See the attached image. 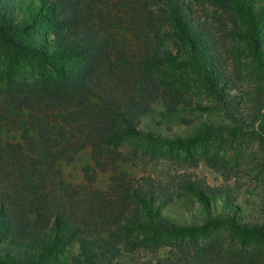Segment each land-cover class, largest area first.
Masks as SVG:
<instances>
[{
	"label": "trees",
	"instance_id": "1",
	"mask_svg": "<svg viewBox=\"0 0 264 264\" xmlns=\"http://www.w3.org/2000/svg\"><path fill=\"white\" fill-rule=\"evenodd\" d=\"M208 1L240 11L251 44H258L264 4ZM191 13L190 0H0V264H47L70 240L85 259L111 252L108 243H96L76 225L82 221L63 193L70 186L61 166L82 150L99 156L132 138L171 142L153 125L155 116L177 115L181 104L163 85L164 72L179 62L166 40L181 46L184 64L218 102H226L213 71L215 57ZM36 33L42 35L39 44L27 41ZM253 48L264 69V50ZM261 92L264 102V81ZM203 138L198 131L172 141ZM260 138L264 148V129ZM146 187L149 191L125 190L134 209L117 226L125 221L121 230L181 234L161 212L164 195ZM184 188L210 206L196 185ZM237 221L228 211L220 223L238 229Z\"/></svg>",
	"mask_w": 264,
	"mask_h": 264
},
{
	"label": "rangeland",
	"instance_id": "2",
	"mask_svg": "<svg viewBox=\"0 0 264 264\" xmlns=\"http://www.w3.org/2000/svg\"><path fill=\"white\" fill-rule=\"evenodd\" d=\"M254 1V7L264 4V0ZM190 3L191 19L215 57L213 71L226 102H218L184 64L181 46L166 40V49L179 55V62L164 72L163 85L181 104L177 115L155 116L153 125L171 142L132 138L114 149H102L99 156L82 150L62 163L63 180L70 186L63 193L82 221L76 225L96 243H108L111 252L85 259L79 245L70 240L51 253L47 264H264V148L260 138L264 69L253 54V47L264 50V25L258 27L259 42L253 45L249 23L236 8L208 0ZM41 40L42 35L36 33L27 41L39 44ZM198 131L204 134L199 142L172 141L191 138ZM87 167L91 168L88 177ZM187 183L196 185L211 200L210 206L187 192ZM146 185L164 195L167 203L161 212L181 228V234L147 228L121 230L125 221L117 226L116 221L134 209L130 191H149ZM226 194L230 201H225ZM228 211L239 220L238 229L220 223Z\"/></svg>",
	"mask_w": 264,
	"mask_h": 264
}]
</instances>
